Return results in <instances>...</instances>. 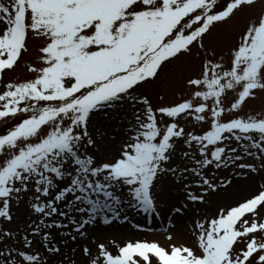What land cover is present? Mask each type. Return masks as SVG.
Masks as SVG:
<instances>
[{
	"label": "snow or ice",
	"instance_id": "obj_1",
	"mask_svg": "<svg viewBox=\"0 0 264 264\" xmlns=\"http://www.w3.org/2000/svg\"><path fill=\"white\" fill-rule=\"evenodd\" d=\"M101 117L120 126L103 159ZM163 177L183 185L170 211L186 217L166 243L94 235L61 254L125 207L159 215ZM232 177L245 194L210 203ZM56 254L264 264V0H0V264Z\"/></svg>",
	"mask_w": 264,
	"mask_h": 264
},
{
	"label": "bare ground",
	"instance_id": "obj_2",
	"mask_svg": "<svg viewBox=\"0 0 264 264\" xmlns=\"http://www.w3.org/2000/svg\"><path fill=\"white\" fill-rule=\"evenodd\" d=\"M111 142L103 146V149L106 150L111 144ZM118 142L119 140L117 138V143ZM246 188L247 185L242 179L235 178V180L233 181V186L229 190V196L226 197L224 193L220 195L222 199H226L229 197L234 198L235 196L245 194ZM22 210L25 211L23 213L24 216L22 217L23 220L22 226H23V224L29 221V213L27 212V209L25 207H23ZM132 210L133 209L131 208L122 209V216H126L127 217L126 220L124 218L113 217L111 223H105V222L96 223L95 225L89 228L87 240H81L79 236H77L76 241H71L69 239L66 245L61 244V254L72 255V249H76L75 255L77 258H79L81 246L84 243L88 242L94 235H105L109 237L115 236L117 239H125V238H129L130 236H138L139 238L142 239L147 238L149 240L152 239L160 240L163 243V241L161 240L163 238V235H161L160 232H162V229L167 225V221L169 220V218L167 216H164L165 217L164 219L162 218L161 220H158L157 217H155V219L153 217L154 220L149 225H148V221L146 222V220L145 222H143L144 224H142L139 221L142 215L134 217L133 215H130V212ZM188 215L190 214L188 213ZM174 220L178 223L176 225V229L180 230L184 227L186 217L174 215ZM147 228L148 229L152 228V231L150 232V229L148 230ZM52 231L53 233H57L58 231H67V230L53 229ZM164 243L166 242L164 241ZM61 254H56L52 256L50 264H59V260L61 259Z\"/></svg>",
	"mask_w": 264,
	"mask_h": 264
},
{
	"label": "rangeland",
	"instance_id": "obj_3",
	"mask_svg": "<svg viewBox=\"0 0 264 264\" xmlns=\"http://www.w3.org/2000/svg\"><path fill=\"white\" fill-rule=\"evenodd\" d=\"M18 72L23 75V72L21 69H18ZM148 90L152 93L153 95V99H156V95H155V90H153L150 86L148 88ZM167 99V97H166ZM257 106L260 105L261 101H255L254 102ZM105 120L101 117L99 119V124H98V129L100 133H104V139L101 143L98 144V151L97 150H93L95 155H97L99 158L103 159L104 155H105V150L103 149V146H105L106 144H108L109 142L112 141V137L117 136L118 130L120 128L119 124H112L111 127H105ZM228 173L230 174V169L227 170ZM214 175H216L218 178L222 177L223 175H225V171L221 170L220 172H216L214 173ZM233 181L235 180V177H232ZM156 206H157V212L159 213V215H146L142 212H138L137 210H132L130 212V215H133L134 217L137 216H141L139 221L144 224L143 222L148 221V225L155 219V217L158 218V220H161L162 218L164 219V216H167L169 218V220H172V222L177 225L178 223L174 220V215L171 213V209H173L178 203L183 202L184 201V188L183 185L180 183H176L175 181L172 180L171 177H163L161 178V181L156 189ZM223 192H221L220 194H222ZM212 195L209 197V201L210 203H215L216 201L222 200L221 195ZM232 198V197H229ZM24 206H21L20 208H14L13 212H14V218L17 220V223L20 224L22 226L23 220L22 217L24 216L23 213L25 212L24 210H22ZM199 207L198 205H189V214L191 215V210H194L195 208ZM127 207H125L124 209H126ZM154 217V219H153ZM24 225V224H23ZM148 229V228H147ZM150 232L152 231V228H149ZM148 229V230H149ZM163 231V229H162ZM162 233V232H160ZM158 235V234H157ZM133 237H138V236H130L129 238H133ZM139 238V237H138ZM164 243V239H161ZM166 242V241H165Z\"/></svg>",
	"mask_w": 264,
	"mask_h": 264
}]
</instances>
